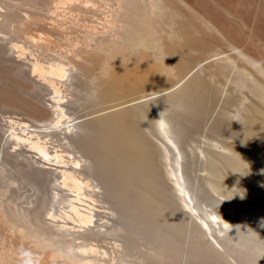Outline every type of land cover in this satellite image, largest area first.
I'll list each match as a JSON object with an SVG mask.
<instances>
[{"label":"bare ground","instance_id":"1","mask_svg":"<svg viewBox=\"0 0 264 264\" xmlns=\"http://www.w3.org/2000/svg\"><path fill=\"white\" fill-rule=\"evenodd\" d=\"M0 227V264H264V0H0Z\"/></svg>","mask_w":264,"mask_h":264},{"label":"rangeland","instance_id":"2","mask_svg":"<svg viewBox=\"0 0 264 264\" xmlns=\"http://www.w3.org/2000/svg\"><path fill=\"white\" fill-rule=\"evenodd\" d=\"M51 38H53L52 39V41H53L52 43H54V46H53V44H51L50 51L49 52H44V54L46 55L45 57L48 56V58H49L51 56L50 59H53L55 57V53H56L55 49H57L58 45L61 44V42L59 41L60 38L58 40L56 39L57 38L56 36H52ZM13 197L15 198V203L18 201L17 204H19V205H25V200L22 198V196H20V195L19 196L18 195L15 196L14 195ZM10 236L13 239H10ZM12 236H14V235L13 234L11 235V232L10 231H7V229L5 230L4 228L0 227V249H2L3 247H8V246H10L12 244L11 243L12 241H10V240H14V237H12ZM108 260L110 262H108ZM107 262L109 264H112L113 263V260L111 259V257H109L107 259Z\"/></svg>","mask_w":264,"mask_h":264}]
</instances>
